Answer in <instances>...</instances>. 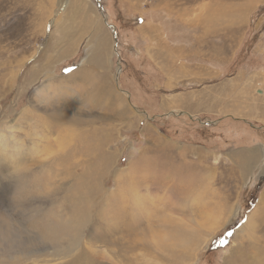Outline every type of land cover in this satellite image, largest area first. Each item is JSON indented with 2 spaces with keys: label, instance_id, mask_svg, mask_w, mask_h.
Masks as SVG:
<instances>
[{
  "label": "rangeland",
  "instance_id": "1",
  "mask_svg": "<svg viewBox=\"0 0 264 264\" xmlns=\"http://www.w3.org/2000/svg\"><path fill=\"white\" fill-rule=\"evenodd\" d=\"M261 6L0 0V224L18 217L20 187L25 214L31 206L41 221L63 210L62 194L90 188L78 263L264 264ZM186 125L201 128V140L185 136ZM48 176L60 188L55 200L44 193ZM33 180L40 198L28 199ZM125 211L137 218L140 246L123 258L114 248L121 233L103 240L94 226L118 228ZM7 227L0 263L70 261L42 242L21 252Z\"/></svg>",
  "mask_w": 264,
  "mask_h": 264
},
{
  "label": "bare ground",
  "instance_id": "2",
  "mask_svg": "<svg viewBox=\"0 0 264 264\" xmlns=\"http://www.w3.org/2000/svg\"><path fill=\"white\" fill-rule=\"evenodd\" d=\"M258 92H259V90H258ZM63 160H65V159H63ZM60 161H61V159H60ZM20 164H18V165H20ZM21 168H23V167H21ZM96 180L99 181V179H96ZM33 181L34 182H32L31 184L28 185V186H30L29 193L28 194L26 193V197L28 199H30L31 197L32 198H35V197L40 198V191H39L40 187L38 186V184H40V182L37 180H33ZM43 184H44L43 189H45L44 193L46 194V196L49 197L50 195H52L53 200H55L56 194L60 190V188L56 187L54 184H52V180L49 178V176L46 177V180L44 181ZM13 188H14V185H13ZM80 189H81V191L77 192V193H75V192L72 193L71 190H70L71 192L69 190H68V192H66V190L63 189L64 192H66V193L62 194L59 197L62 200V202L64 203V204L61 203V204H63V206H62L63 210L60 209L59 211H61V212H57L54 210L45 218L44 221H41L38 219V216H36V214L38 215L36 209L35 208L31 209V206H29L28 209L31 210L32 215L27 216L28 214L27 215L25 214L24 209L22 208V206L25 207V205H24L22 200L24 198L23 193L26 192V189L24 187H20V190L16 189L14 191L15 193L19 194L18 197L14 196V198H13V204L17 203L15 205L18 207V210L16 211L18 213V215H17L18 217L16 218L15 221H13V219H12L13 217L11 218L10 214H8V216L5 215L4 219L2 220L4 224L3 225L0 224V225L2 226V228H3V226L6 228V225L8 224L6 231L8 230V228H12V231L14 230V232H17V233H13V237L15 238L17 245L20 247L21 252H23L25 249H27V247L29 249H31V251H35V247L38 244H41V242H42L45 244H49L53 248L52 255L57 257V259H63L66 257H70L71 259L67 264H69V263L82 264V263H78L75 260L79 256L78 251H79L81 243H82V238H83L84 233H85L84 231H85L86 227L88 226L89 219H90V213L87 211V209H85L83 207V205L88 207L89 201L87 202L83 199H84V197L88 196V190L90 192H91V190H90V188L87 191H85V190L83 191L82 188H80ZM26 197H25V199H26ZM89 207H91V206H89ZM28 209H26V210H28ZM39 211H42V210H39ZM257 212H258V210H257ZM254 218H255V215L251 214L250 215V219H251L250 221L251 222L254 221ZM135 219H137V218H135ZM135 219H132V216L126 212V213H122V214L118 215L117 221L119 222L118 224L120 225L118 228L117 227L113 228L109 223H106L105 221H103L104 223L101 222L100 224H98L97 226H94V227L98 228V231L100 232V236L103 235V238H102L103 240L111 239L113 232L121 233L119 236L115 237V240L113 239V237H112V239L115 241V243H114L115 251L119 252V254L118 253L117 254L123 258H126L122 254V251L124 248L129 247V248L135 249L136 247L140 246L138 244L139 242L137 241L138 239L135 236L136 233L134 234V227H135L134 223L137 224L134 221ZM143 219H144V221L147 222L146 226L151 227V224L149 222L148 217L138 218V220H140V221ZM166 223H167V221H166ZM166 223L164 222L163 224H166ZM139 224L140 223H138V225ZM151 229H152V227H151ZM152 231L155 232L154 229H152ZM18 233H20V236ZM88 238H91V237H88ZM159 241L162 242L161 244L163 246L165 245L164 242L162 241V239H160ZM85 242H87V241H85ZM106 244H108V243H106ZM111 244H113V243H111ZM145 245H148V244H145ZM145 245L144 244L141 245L144 251L146 249ZM87 246H89V245H87ZM116 246H117L118 250L116 249ZM84 249H85V247H84ZM80 250H82V249H80ZM85 251H86V249H85ZM162 252H164V251L162 250ZM85 257H88V256L85 255ZM156 258H158V259L164 258V255L159 254L156 256ZM83 259L85 260L86 258H83ZM121 263H122V261H121ZM134 263H135V261H134ZM154 263H156V262H154ZM0 264H7V263H0ZM14 264H20V262H17V263L14 262ZM86 264H89V262ZM122 264H125V263H122ZM161 264H163V262H161Z\"/></svg>",
  "mask_w": 264,
  "mask_h": 264
},
{
  "label": "trees",
  "instance_id": "3",
  "mask_svg": "<svg viewBox=\"0 0 264 264\" xmlns=\"http://www.w3.org/2000/svg\"><path fill=\"white\" fill-rule=\"evenodd\" d=\"M264 8V6H261V7H259V10L258 11H261L262 9ZM257 11V12H258ZM234 62H235V60H234ZM232 64V63H231ZM154 77V76H153ZM156 77V76H155ZM158 80V79H157ZM231 118V119H233L232 121H235V122H238V123H242V124H244L243 123V121L241 120V119H236V118H232L231 116H221V118ZM188 118V121H194V122H196V123H198V125H201L202 123L201 122H203L207 117L205 116V117H203V118H198V117H190V116H188L187 117ZM201 119V120H200ZM199 120V121H198ZM201 121V122H200ZM201 123V124H200ZM201 126H208V124H202ZM190 126L189 127H187V125L183 128V130L185 131L184 132V135L185 136H187V137H191V139L193 140H197V138H199L200 137V135H199V137H196V134H199L200 132H201V128H198V129H192V128H190ZM163 131H164V129H162ZM234 129H231V133L230 134H234V131H233ZM191 131H195L194 133H192ZM167 133H168V131H167ZM199 140H201L200 138H199ZM216 239L214 240V243L216 244ZM214 247V246H213ZM213 247L211 248V249H213ZM209 251V250H208Z\"/></svg>",
  "mask_w": 264,
  "mask_h": 264
},
{
  "label": "snow or ice",
  "instance_id": "4",
  "mask_svg": "<svg viewBox=\"0 0 264 264\" xmlns=\"http://www.w3.org/2000/svg\"><path fill=\"white\" fill-rule=\"evenodd\" d=\"M229 235H231V233H229Z\"/></svg>",
  "mask_w": 264,
  "mask_h": 264
}]
</instances>
